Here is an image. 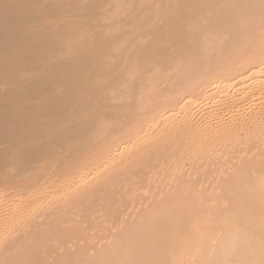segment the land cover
Returning a JSON list of instances; mask_svg holds the SVG:
<instances>
[{
    "label": "bare ground",
    "instance_id": "1",
    "mask_svg": "<svg viewBox=\"0 0 264 264\" xmlns=\"http://www.w3.org/2000/svg\"><path fill=\"white\" fill-rule=\"evenodd\" d=\"M0 264H264V0H0Z\"/></svg>",
    "mask_w": 264,
    "mask_h": 264
},
{
    "label": "rangeland",
    "instance_id": "2",
    "mask_svg": "<svg viewBox=\"0 0 264 264\" xmlns=\"http://www.w3.org/2000/svg\"><path fill=\"white\" fill-rule=\"evenodd\" d=\"M158 177H160V176H158ZM153 182H154V178H153ZM152 182V183H153ZM164 184V183H163ZM163 186V185H162ZM164 187V186H163ZM149 192V191H148ZM99 223V222H98ZM108 223H106V222H102V224L99 226V228L98 229H96V231H98L99 233H101V232H103V230L106 228L105 227V225H107ZM98 233V234H99ZM56 244V243H55ZM68 244H70V243H68Z\"/></svg>",
    "mask_w": 264,
    "mask_h": 264
}]
</instances>
